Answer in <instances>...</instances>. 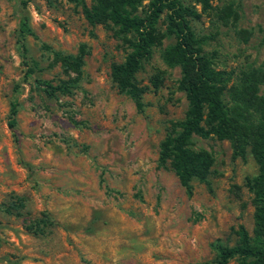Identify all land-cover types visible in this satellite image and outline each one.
I'll return each mask as SVG.
<instances>
[{"label":"rangeland","instance_id":"obj_1","mask_svg":"<svg viewBox=\"0 0 264 264\" xmlns=\"http://www.w3.org/2000/svg\"><path fill=\"white\" fill-rule=\"evenodd\" d=\"M22 1L32 32L26 81L15 0H0V264H204L216 245H234L238 224L251 233L244 180L257 166L249 153L232 158L228 142L193 138L190 148L207 152L212 166L209 185L193 181L189 197L156 167L159 142L186 110L178 69L161 61L173 42L161 20V40L136 74L147 90L138 111L109 77L127 51L116 28L89 25L68 0ZM195 9L189 25L215 68L236 74L264 63V0ZM42 82L55 88L51 97Z\"/></svg>","mask_w":264,"mask_h":264},{"label":"trees","instance_id":"obj_2","mask_svg":"<svg viewBox=\"0 0 264 264\" xmlns=\"http://www.w3.org/2000/svg\"><path fill=\"white\" fill-rule=\"evenodd\" d=\"M68 1L80 6L89 25L110 24L126 43L127 51L120 63L110 65L109 77L138 111L142 110V96L147 90L138 83L136 74L161 40V20L164 36L173 40L162 50L161 61L170 69H178L176 88L183 94L186 110L183 119L171 123L159 142L156 167L170 170L189 197L193 181L209 185L207 177L212 166L207 152L190 148L193 138L228 142L232 158L249 153L257 166L256 174L244 180L252 208L251 233L238 224L234 245H216L214 260L204 264H264V63L236 74L214 67L189 25L198 18L195 7L205 10L211 0H90L89 6L83 0ZM24 9V2L15 0L14 38L22 79L26 81L31 69L26 63L25 41L32 32ZM149 84L157 90L160 76H150ZM40 85L41 93L53 95L55 88L46 82ZM16 113L17 104L13 102L7 120L12 134Z\"/></svg>","mask_w":264,"mask_h":264}]
</instances>
